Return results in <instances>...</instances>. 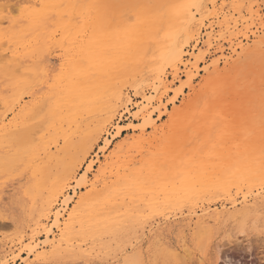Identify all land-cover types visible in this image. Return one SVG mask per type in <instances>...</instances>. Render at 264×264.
<instances>
[{"label":"rangeland","instance_id":"obj_1","mask_svg":"<svg viewBox=\"0 0 264 264\" xmlns=\"http://www.w3.org/2000/svg\"><path fill=\"white\" fill-rule=\"evenodd\" d=\"M17 1L14 0L13 3H10L14 6V3L17 5ZM192 1L177 0L176 4L172 0H76L71 7L64 5L59 11L49 14L39 28H32V25L37 21L32 23L30 19L24 17L16 21L18 25L14 29L3 25L5 31L19 32L18 37L22 42L18 43L31 42L28 45L30 49L27 50L30 53L25 56L22 55L24 50L19 45V53L23 58L22 66L25 68L23 72L20 70L21 72L14 74L13 67L6 69V67L1 68L3 66L0 65V91L8 102L7 108L0 110V213L4 212L6 208L8 196L14 194L17 195L20 203L25 205L27 216L30 215L41 200L48 196L49 189L64 178L68 169L78 166L85 153L90 151L93 145L88 159L78 172L77 180L68 186V194L73 195L72 188L78 184V180L81 174L86 171L88 164L98 162L94 166L89 180L92 182L101 180L98 189H102L101 184L104 182L117 186L116 182L119 181L117 188L120 191L117 204H122V199L128 197V193H133L135 200L139 199L142 194H145L143 198L159 197L152 205L154 208L148 210L147 215L145 214L138 221L134 214L127 210L139 202L128 204V200L124 201L128 202L126 203L128 205H122L120 212L114 216H121L120 220L127 221L114 227L112 233L103 235L97 241L98 250L93 256H88V259L87 256L73 255L72 257L64 253L52 257L47 262L30 261L36 262L35 264H123L125 255H127L125 246L128 240L134 242L133 246H141L148 257L156 247L157 239H162L170 249L178 252H183L184 246L190 245V249L194 251L192 258L189 257L192 260L189 261L186 256V259L181 258L182 260H178V263L180 261V263L186 262L187 264H215V262L217 264H264V235H261L258 230L264 222V204L262 203H259L258 213L252 214L246 220L243 229L238 225L242 221L240 217L238 220L227 214L224 219L221 218L215 223L210 219L211 224L209 225L214 230L212 231L213 237L211 236L212 240H209L202 253L198 249L197 241H194L202 216L199 209L201 206H210L211 214L217 209H222V205H227L229 212H232L234 209L230 204L232 200H236L238 206L236 209L240 210L244 195L255 191L259 185L264 187V183L262 181H241L239 187H233L232 194L229 196L221 192H208L205 187L189 189L186 187L187 184L183 180L182 174L183 168L188 162L195 163L200 158L219 154L225 146L243 145L244 152H256L258 147L261 148L264 145V45L242 57L236 62L235 67L225 69L221 76H216L213 69L209 72L203 70L204 66L211 63L212 59L208 58L205 64H200L201 70L193 83L184 76L185 73H181V78L174 81L173 73L167 66L168 78H165L167 87L157 85L155 91L150 88L147 91L148 95L156 100L151 106V110H162L161 118H159V113L154 116L157 131L150 129L145 134V139L152 143L139 144L136 134L127 128L128 124L134 122L132 114L137 110L134 108V104L139 102L132 85L146 76H149V81L152 82L158 67L161 64L163 66L167 64L165 62L167 50L162 55L155 52L157 45L164 42L162 37L166 33L167 21L169 22L167 18L172 20L173 14L177 10L187 9V6L195 9V4L199 1L201 5L206 6L211 3L210 0ZM258 1L261 4V14L264 17V0ZM1 2L4 1L1 0ZM184 2L190 5L186 6ZM5 3L4 6L8 5L6 8L8 11H2L6 10L2 6L1 16L20 15L21 9L12 14V5L8 4V0ZM182 3L183 5H181ZM178 5L181 6L178 7ZM240 5L246 8L248 2L244 0L238 4V7ZM65 9L66 11H63ZM167 9L168 12H166ZM87 12H91L93 18L96 15H101L105 28L109 26V28L112 26L128 28L136 22L135 14L147 17L149 21L152 20L149 24L151 26L149 33L152 36L146 38L147 42L146 40L142 42V50L146 48L144 52L141 51L142 53L137 54L129 52L131 56L129 55L128 58L133 60L127 59L129 62L126 60L122 66H119L121 62L115 61L114 68L105 76L93 72L94 75L89 82L94 83L95 87L101 86L95 104L71 112H67L64 108L59 120H56L49 110L50 102L56 100V97H52V85L63 72L67 57L66 47L68 46L67 42H62L65 35L63 36L62 30L59 29L69 25L70 32L74 33L75 29L81 27ZM128 19L131 21H127ZM91 22L93 23L94 20H90ZM56 30H59L60 33H56V37L53 38L55 41H53L49 37ZM207 32L211 31L203 30L201 41L207 39L205 37ZM151 40L152 42L149 44ZM12 41L15 42L17 39ZM58 41L60 43H57ZM194 45L195 43H192L187 48L189 54L198 53L197 50L192 51ZM203 50L205 51V49ZM134 56L138 57H135L134 60ZM186 63H188L187 60ZM153 68L156 69L153 70ZM220 69H224L223 65ZM182 70L185 68L183 67ZM122 85L127 89V96L132 97V102H134L129 106L131 115L124 111V107H120L112 123L108 126V132L98 136L97 130L100 123L107 117L106 109L113 92ZM21 95L19 104L17 103L18 97ZM69 114L72 115L71 120L67 119ZM135 123L139 122L135 121ZM116 125L126 126L125 131L122 136L113 140L110 148L102 151L107 139H112L115 134ZM148 150H151L149 157L153 160V163L150 164L152 173L147 179H140L135 175V172L147 163L144 159L148 157ZM236 150L238 151L237 148ZM236 155L238 156V152ZM134 157L135 163L130 169L134 171L117 176V167L126 164ZM171 161H175L177 164L173 171L167 172V165ZM156 169H160V171L155 173ZM130 179L134 180L128 187L127 180ZM138 188H142L144 191ZM91 190L92 187L79 190V197L86 196ZM188 191L201 195L193 200L186 199L175 204L166 199L168 194L187 193ZM60 200L59 204L62 205L57 206L58 208H62L64 205L62 202L64 198ZM74 205L75 202L71 207ZM139 222L142 223L138 225ZM51 223H53L52 218L48 221L47 227ZM132 223L135 224H133L135 226H132L133 228H131ZM121 226H123V230H121ZM241 230L245 232L241 234ZM31 233L32 230L28 228L26 235L24 234L25 242L20 243L16 229L7 220L0 218V247L5 248L3 249L5 255L9 254L10 264H14L16 256L22 254L25 247L27 248L31 242L30 235L35 234V232ZM236 237L238 240L235 239ZM44 238V236H39L35 240L41 242L40 240ZM122 238L124 240L127 238L126 242ZM123 249L124 252H122ZM217 255L219 256L218 262L215 259ZM20 262L18 261L17 264ZM174 264L176 263L174 262Z\"/></svg>","mask_w":264,"mask_h":264},{"label":"bare ground","instance_id":"obj_2","mask_svg":"<svg viewBox=\"0 0 264 264\" xmlns=\"http://www.w3.org/2000/svg\"><path fill=\"white\" fill-rule=\"evenodd\" d=\"M3 1L4 2H1L0 0V11L3 7L5 9L8 7V5L4 6L7 0ZM75 1L76 0H18L17 5L14 3L15 9L10 3H13L14 0H8V4L12 5H10L11 8L13 7L12 14L18 12L25 4L44 5L45 7L42 9L28 8L24 10L23 17L25 19H30L32 23L37 21L36 24L32 25V28L36 29L41 26L40 24L49 14L59 11L64 5H67L66 7H71ZM172 1L176 3L177 0ZM210 1L211 3H209V6L201 5V2L199 1V4L196 3L197 6L195 4V9L187 6L190 4L184 2L188 7L187 9L177 10V12L173 14L172 20L167 18V20L169 19V22L167 21L168 25L166 33L162 37L164 42L158 44L157 48H155V52L158 55H162L167 50L165 60L167 63L165 64L166 66L161 64L158 67L155 79L152 82L149 81V76H146L132 85L133 90L136 91V97L139 102L134 104V108L137 109L136 112L132 114L134 122H132V124H128L129 127L127 128L133 134H136L139 144H151L152 141L145 139V134L150 129L157 131L156 119L154 116L156 113H159V118H161L162 110H151V106H153L156 100L155 98L150 97L147 91L149 88L155 91L157 89V85H163L165 88L167 87V80L165 81L168 73V69H166L167 66L173 73L174 81L181 78V73H185L184 76L188 77L189 82L193 83L201 70L200 64H205L208 58L212 59L211 63H209L208 66H204L203 70L205 72H209L213 69L216 76H221L225 72V69L228 67H235L236 62L242 57L264 45V17L261 14V4L258 0H245L248 2V6L246 8L241 7V5L238 7V4L244 0ZM220 1L221 3L219 4ZM173 2L171 3L173 4ZM191 2L193 1L191 0ZM176 4L175 6L177 7ZM181 5H183V3ZM181 5H178V7ZM11 10L9 11L12 12ZM2 11L5 12L8 10L3 9ZM63 11H66V9ZM166 12H168V9ZM165 15L162 16L164 17ZM129 18L132 20L131 17ZM158 18H161V16H158ZM90 20H94V22L90 23ZM131 20L128 19L127 21ZM135 20L136 22L128 28H117V26H112V28H109V26L108 28H105L103 27L101 15H96L93 18V14L91 12H87V15L83 18L81 27L75 29L74 33L70 32L71 29L68 28L69 25L59 29L62 30V35H65L62 42H67L68 46L66 47L67 57L66 63H64L63 66V72L59 75V77L57 76L58 78L52 85V97H56V100L50 102L49 110L53 113V117H55L56 120H59V116L62 115L64 108H66L67 112H71L76 109L93 105L97 102L101 86L95 87L94 83L89 82L91 77L94 75L93 72H96L101 76L108 75L111 72V69L114 68L115 61H117V63L121 62L119 66H122L127 59L129 60L128 57L131 52H135L136 54L141 51L144 52L146 48H143L144 50H142L141 45L144 40L147 42L146 38H149L148 36L151 35L149 33L151 26L149 24L152 20L149 21L147 17L136 14ZM162 21L164 20L162 19ZM3 25V23H0V65L3 66L1 68L6 67L7 69L13 67V72H15L14 74L20 70L23 72L25 68L22 66V55L25 56L30 53L27 50L30 49L28 48V45L31 41L27 42V44L18 43L22 42L18 37L19 32L16 31L13 33L11 30L5 31ZM17 25L18 23L15 22L10 29H14ZM97 25H99V27H97ZM162 25L164 26V23H162ZM204 29L211 32H207V34H205L207 39L205 41H201L203 39L202 33ZM59 30L52 32L49 38H55L56 33L59 32ZM13 39H17V41L13 42ZM152 40L150 42L148 41L149 44ZM53 41L55 40L53 39ZM57 43H60V41ZM192 43H195L192 51L197 50L198 53L195 52L189 54L187 52V48L191 46ZM19 45H21V48L24 50V54L22 55L19 53ZM203 49H205V51ZM135 57L138 56H134V60ZM189 57L190 59L188 60ZM186 60L188 63H186ZM221 65H223L224 69H220ZM183 67L185 70H182ZM156 68H153V70ZM126 90V87L122 85L116 88L113 92L112 98L108 103L109 106L106 109L107 117L100 123L97 130L98 136H102L103 133L108 132V126L112 123L113 118L120 107H124V111L131 115V109L129 106L134 102H132V97L127 96ZM52 97H50V99H52ZM21 98L22 95L18 97L17 103L20 104ZM7 105L8 102L3 96L2 91H0V110L2 111V109L7 108ZM71 118L72 115L69 114L67 119L71 120ZM135 121L139 123L136 124ZM125 128L126 126L116 125L115 134L113 136L111 135L112 139H107L105 147L102 146V151H106V149L110 148L113 140L122 136ZM93 146L91 150L93 149ZM243 148V145L225 146L219 154L207 158H200L195 163L188 162L183 168L182 173L184 176L183 180L187 184L186 187L189 189L205 187L208 189V192H221L225 195L231 196L233 187H239L241 181H262V183H264V145L261 148L258 147L256 152H244ZM149 149H151V147H149ZM91 150L85 153L83 160L78 166L68 169L64 178L61 179V181L53 188L49 189L48 196L41 200L30 215L27 216V209L23 203H20L17 195L10 194L8 196L6 208L4 209V212L0 213V218L7 220L9 224L16 229L20 237V243L25 242L26 236H24V234L27 232L28 228L32 230V233L35 232V234L31 233L32 235L29 237L31 242L27 245V248L25 247L22 254H18L16 256L14 264H17L18 261H21L20 264H35L37 261L39 263L42 261L47 262L50 261L52 257H56L64 253L72 257L73 255L87 256L88 259V256H93L98 250L99 245L97 244V241L101 239L103 235L112 233L114 227L127 221L120 220L121 216H114L120 212L122 205H128L130 203H134L135 201L139 202L136 206L127 210L134 214V217L137 218L136 221L141 219V217H143L148 210L154 208L152 205H154V201L158 200L159 197L143 198L145 194H142L139 199L135 200V195L133 193H128V197H124L122 199V204H117L119 200L118 192L120 191V189L117 188L120 183L119 181L116 182L117 186L114 184L109 185L108 182H104L101 184L103 186L102 189H98V184L101 183V180H97L95 182L89 180L90 174L98 162L88 164L89 166L86 167V171L81 174V177L79 178L80 181L78 180V184H76L77 186L75 185V187L72 188L73 195L70 193L68 194V186L71 182L77 180V177L79 176L78 172L80 171L81 166L88 159ZM139 152L142 153V151ZM237 152L238 156L236 155ZM150 154L151 150H148V157ZM148 157L144 159L147 163L141 168H138L135 172V175L140 179H147L149 174L152 173L150 164L153 163V160L151 157ZM134 163L135 157L126 164L117 167V176L119 174H126L129 171H134L130 170ZM176 164L177 163L175 161H171V163L167 165V172L173 171ZM159 171L160 169H156L155 173H158ZM133 180L134 179L127 180L129 182L128 187ZM88 187H92L91 192L82 198L79 197V190H84ZM138 189L144 191L142 188ZM200 195L201 194L197 192L188 191L187 193L168 194L166 199L168 202L175 204L186 199L193 200L198 198ZM62 198H64L62 201L64 205L62 208H58L57 206L62 205L59 204V200ZM127 200L129 203H126L128 204L124 202ZM74 202V207H71ZM259 203L264 204V187L260 185L259 187L257 186L255 191H251L250 193L244 195L243 201L241 202L242 208L240 210L236 209L238 207L236 200H232L230 204L234 209L232 212H229L230 210L229 208L227 209V205H222V209H217L211 214L209 211L211 208L210 206H201L199 209L202 216L200 217L198 227L196 226L197 232L194 240L197 241L198 249L201 250V253L211 239L213 233L212 231H214L211 225H209L211 224V221H209L210 219H212V222L215 223L221 218L224 219L227 214L232 218L236 217V219L240 217L242 221L238 225L243 229L246 224V220L252 214L258 213ZM108 210H110V212H108ZM51 218L53 223L47 227V223ZM141 223L139 222L138 225ZM133 224L134 223H132V225L129 224L131 225V228L135 227V224ZM123 226L120 227L121 230H123ZM117 228L119 229V227ZM242 232L244 233L245 231L241 230V234ZM116 234L117 233L115 232V235ZM127 234L129 233L127 232ZM39 236H44L45 238L41 239V242H36L35 239ZM235 239L238 240L237 237ZM126 243L127 245L125 246V251L127 252V255H125L123 264H164V261H174L176 264H187L186 262L180 263V261L178 263V260H182L188 256L187 259L191 261L192 259L189 257L192 258V255H194V251H192L189 247L190 245L188 246L187 244L188 247L184 246L185 248L183 252H178L170 249L162 239H157L155 244L156 247L152 250L153 252L148 257L144 253L141 246H133L134 242L132 243L130 240ZM120 245L123 244L120 243ZM3 249L0 247V264H8L9 254L5 255ZM122 252H124V249ZM77 257L81 258L79 256ZM61 258L63 259V256H61ZM215 259L218 262L219 256L217 255ZM30 260H35L36 262H32ZM215 264L217 263L215 262Z\"/></svg>","mask_w":264,"mask_h":264},{"label":"snow or ice","instance_id":"obj_3","mask_svg":"<svg viewBox=\"0 0 264 264\" xmlns=\"http://www.w3.org/2000/svg\"><path fill=\"white\" fill-rule=\"evenodd\" d=\"M44 7H45L44 5H40V4H37V5L25 4L24 7L21 8L19 16H11V15L0 16V23L8 25L9 27H12L16 21H19L22 19L25 9H28V8L42 9ZM258 230L260 231L261 235H264V222H262ZM164 264H174V262L164 261Z\"/></svg>","mask_w":264,"mask_h":264}]
</instances>
